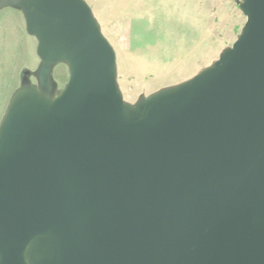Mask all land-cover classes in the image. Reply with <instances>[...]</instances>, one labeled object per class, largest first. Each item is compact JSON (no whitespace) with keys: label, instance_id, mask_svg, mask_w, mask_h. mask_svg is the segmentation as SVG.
<instances>
[{"label":"water","instance_id":"1","mask_svg":"<svg viewBox=\"0 0 264 264\" xmlns=\"http://www.w3.org/2000/svg\"><path fill=\"white\" fill-rule=\"evenodd\" d=\"M24 13L42 84L0 124V264H264V0L190 80L134 105L85 0ZM69 79L53 97V66Z\"/></svg>","mask_w":264,"mask_h":264},{"label":"rangeland","instance_id":"2","mask_svg":"<svg viewBox=\"0 0 264 264\" xmlns=\"http://www.w3.org/2000/svg\"><path fill=\"white\" fill-rule=\"evenodd\" d=\"M85 1L116 52L117 81L131 105L211 66L246 23L243 0ZM37 45L21 10L0 11V124L25 73L31 84H38ZM68 79L66 64L53 66V97Z\"/></svg>","mask_w":264,"mask_h":264},{"label":"flooded vegetation","instance_id":"3","mask_svg":"<svg viewBox=\"0 0 264 264\" xmlns=\"http://www.w3.org/2000/svg\"><path fill=\"white\" fill-rule=\"evenodd\" d=\"M12 8V7H11ZM41 61V60H40ZM41 66V64H40ZM40 66L38 67V69L35 71V77L38 81V84L37 86H40L42 84V81L41 79H39V71H40ZM29 77H30V74L29 72H26L25 75L23 76V83L19 86V88H21L22 86L26 85V84H31V82L29 81ZM47 79H49V88H48V92L50 94H52L53 92V84H52V70L50 71L49 75H45V73L43 72L42 73V80L46 81ZM33 85V84H32ZM36 86V85H35Z\"/></svg>","mask_w":264,"mask_h":264}]
</instances>
